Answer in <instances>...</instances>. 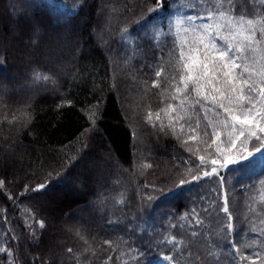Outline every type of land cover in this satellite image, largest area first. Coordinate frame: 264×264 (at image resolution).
I'll list each match as a JSON object with an SVG mask.
<instances>
[{
	"label": "trees",
	"instance_id": "16d2710c",
	"mask_svg": "<svg viewBox=\"0 0 264 264\" xmlns=\"http://www.w3.org/2000/svg\"><path fill=\"white\" fill-rule=\"evenodd\" d=\"M11 2L10 9L19 11L16 32L61 28L76 49L63 55L68 67L62 72L45 61L25 65L8 47L15 37L5 27L2 18L11 16L0 0V238L9 250L0 264H237L230 241L239 255L264 257V150L255 152L259 145L252 140L253 156L217 165L219 176L203 177L212 159L223 162L207 145L210 138L193 155L189 131L177 123L173 134L162 111L178 75L171 17L201 13L198 0H160L154 13L158 0ZM244 6L264 8L259 0ZM102 15L110 33L99 31ZM99 32L105 41L96 39ZM49 48L40 49L45 54ZM28 74L40 77L41 93L23 101L11 82L25 75L28 81ZM149 112L153 122L146 119ZM199 156L207 167L199 166ZM86 163L106 170L102 185ZM180 180L192 182L180 186ZM41 184L46 187L36 191ZM225 197L234 232L226 228ZM75 209L89 212L86 223L56 225V216L64 221ZM171 237L176 244L166 242Z\"/></svg>",
	"mask_w": 264,
	"mask_h": 264
},
{
	"label": "snow or ice",
	"instance_id": "6c2138e0",
	"mask_svg": "<svg viewBox=\"0 0 264 264\" xmlns=\"http://www.w3.org/2000/svg\"><path fill=\"white\" fill-rule=\"evenodd\" d=\"M259 2L264 5V0ZM198 3L203 9L201 13L184 15L175 20V27L180 30L176 35L184 37L178 44L179 58L176 62L179 83L172 84L174 91L171 99L176 103H169L162 111L173 134H177V123L181 132L187 125L192 133L188 136L191 141L199 139L203 117L204 138L199 142H207L209 132L206 129H211L213 139L209 147L216 145L215 151L225 157L222 163L217 159L210 161L211 170L204 171L203 177H212L219 176L217 165L225 168L237 162L229 155L232 149L237 148V141L244 146V152H247L246 145L252 140L259 145L255 152L264 150V8L253 12L251 7L244 6L246 0H198ZM247 3L254 6L256 0H247ZM159 10L160 0L150 12ZM162 72V68L156 71V77L159 78ZM154 86L159 85L154 83ZM155 118L161 120L160 113H156ZM146 119L153 122V114L149 112ZM160 127L164 130L165 126L161 123ZM221 144L228 147L221 149ZM188 151L196 155L192 148ZM244 152H240L241 159L254 155L247 152L245 156ZM198 160L201 168L207 167L209 161L205 156H199ZM199 178L193 176L192 181ZM192 181L180 180L179 185ZM45 187L44 184L38 185L36 191ZM259 202L264 204V191L259 193ZM223 204L222 211L229 221L226 228L234 232V218L229 211L227 197ZM196 223L202 221L197 219ZM40 225L43 227V222ZM166 242L176 244V238L171 237ZM229 243L236 254L237 264L245 260L249 264H264L261 254L257 253L255 259L239 255L235 243ZM0 252L7 253L8 249L0 247Z\"/></svg>",
	"mask_w": 264,
	"mask_h": 264
},
{
	"label": "rangeland",
	"instance_id": "374dc122",
	"mask_svg": "<svg viewBox=\"0 0 264 264\" xmlns=\"http://www.w3.org/2000/svg\"><path fill=\"white\" fill-rule=\"evenodd\" d=\"M7 11L9 10V14L11 16V18L9 20H6L5 18L3 19V22L5 24V27L9 28V32L10 34L13 36L14 40V44L11 46H8L9 49L14 48V53L16 56L22 57L24 58V62L25 65L26 64H31V63H40V62H50L52 63L56 69H58L59 71H63L64 67H68V63L65 62H61L63 55H65L67 58H69L75 51L76 47L74 44V40L73 42H65V37L63 38V29L61 30H54V33H50L48 31H39L36 27H32L31 29L23 30L21 28H19V32H16V25L17 24V20H16V15L19 14V11L16 8V11H12L10 9V7H15V4H12L11 0H4ZM12 5V6H11ZM106 7H103V9ZM102 9V8H101ZM99 9V13H102V10ZM103 16V15H102ZM184 16L182 13L180 14H175L171 17L172 19V25L175 28V32H179L180 30L177 29L175 27V20L179 17ZM103 18V19H102ZM101 18L100 23L98 28L100 29L99 31H101L102 27L103 30L101 32H103V34L106 33H110L109 29L107 27V18H105L104 16ZM2 22V23H3ZM163 22V20H162ZM18 25V24H17ZM16 26V27H15ZM101 32H99V34H96L95 37L98 40H102L105 41L104 38L101 36ZM56 34V35H55ZM38 36V40L37 41H33L32 38L34 36ZM178 38V42L180 43V40L183 39L184 37L182 35H177ZM45 41H49V43H45ZM76 43L78 42V40L75 41ZM53 44V45H52ZM43 46H51L52 48H49L45 54H43L44 49H40ZM48 45V46H47ZM73 46V47H72ZM109 46V41L105 42V48L107 49V47ZM40 50V51H39ZM43 50V52H42ZM20 51V52H19ZM75 54V53H74ZM195 55V53L193 54ZM15 56V57H16ZM75 56H72V60L74 61ZM16 59V58H15ZM121 60V59H120ZM13 61L15 63L14 57H13ZM119 68H122L121 65H123V67L127 66L126 63H119ZM35 66V64H34ZM32 67V66H31ZM28 68V67H27ZM30 69V67H29ZM123 70H125L124 68H122ZM29 80H26V75L25 77H21L18 76L16 78H13V81L11 82V85L13 86V90L16 89L17 91H21V96L20 98H23V101L28 98L31 97V94L33 93H41V89L37 88V82L38 80H40L38 77L34 78L33 75L28 74ZM42 78L45 79V77H47L46 75L41 76ZM48 78V77H47ZM175 83H179V73L176 77V82ZM171 103L175 104L176 101H171ZM193 126H194V122H193ZM185 128L188 130L187 125L185 126ZM205 130V122L203 121V117L201 116V130H200V137L199 139L203 138V131ZM209 132L208 138H210V140L213 139V137L211 136V129H206ZM189 131V130H188ZM223 131V130H222ZM190 132H186L185 134H188ZM192 133H190L191 135ZM223 139H226V136L222 137ZM250 145H251V141H249ZM249 143L246 145L247 148V152H250L252 149H250L249 147ZM138 145H142L140 142L138 143ZM207 145L209 146L210 143L208 142ZM189 148H201L202 147V143H194L193 141H189L188 143ZM221 147V149H224L226 147H228L225 144H221L219 145ZM212 147L215 149L216 145H212ZM240 152H244V146H241L239 141H237V148L232 149L230 152V157L231 159H233L234 161H240L242 160L240 157ZM247 152H244V155L247 156ZM217 156H220L221 159L223 160L225 157H222L220 154L217 153ZM221 162V161H220ZM222 163V162H221ZM85 166L88 168L89 171H92L94 174H98L96 176L97 181H99V185H102V183H104V179L102 180V176H104V172H106V170L104 168H102L101 164L98 165H93L90 163H86ZM116 170V168H115ZM116 183V182H114ZM70 184L71 186H74L76 188H81L80 184H77L74 180H70ZM101 187V186H99ZM101 189V188H100ZM102 190V189H101ZM100 190V191H101ZM91 206H99V208L102 207V204H100V202H96L93 201L91 204ZM88 214L89 212H86L84 210H79V209H75L72 211V215L70 217H65L64 221H61V217L59 218V216H56L58 219V222L56 225L61 224V222H64L67 224V222L69 221H76V222H80V221H84V223H86L88 221ZM63 220V219H62ZM100 225H97V228L101 229V222L99 221ZM0 247H4L7 248L6 243H3V241H1L0 238ZM8 249V248H7ZM9 251V250H8ZM3 254V252H0V256Z\"/></svg>",
	"mask_w": 264,
	"mask_h": 264
}]
</instances>
